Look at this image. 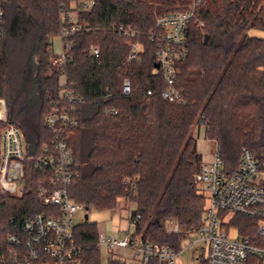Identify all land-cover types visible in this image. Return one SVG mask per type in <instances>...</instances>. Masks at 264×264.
I'll return each instance as SVG.
<instances>
[{
  "label": "trees",
  "instance_id": "16d2710c",
  "mask_svg": "<svg viewBox=\"0 0 264 264\" xmlns=\"http://www.w3.org/2000/svg\"><path fill=\"white\" fill-rule=\"evenodd\" d=\"M191 1L94 0L92 9L78 16L81 31L69 60L50 73L46 62L34 55H46L58 34L59 0H5L0 40V99L6 103L7 122L14 124L28 110L35 121L32 144L47 142L43 122L49 101L59 88L72 89L84 103L76 107L78 126L68 141L79 165L69 193L96 211L112 210L119 199L133 202V213L141 216L135 235L174 250L203 217L202 197L193 180L201 164L194 128L202 127L205 137L219 144L227 171L235 169L242 148L259 155L264 147V39L248 35L251 29L264 31V0ZM197 2L195 15L203 26L188 25V56L178 66L176 86L183 102L168 104L161 98L165 83L147 34L158 17ZM121 25L137 33L134 42L140 51L134 61L128 60L130 41L114 32ZM91 47L98 49L96 57ZM14 51L28 56L16 85L10 70ZM124 79L131 86L127 96L121 95ZM105 109L117 115H106ZM3 127L0 121V136ZM41 176L27 170L19 198L0 193V251L25 219L48 211L35 189ZM171 218L180 225L178 236L165 232L164 222ZM239 232L252 237L242 224ZM74 237L82 249V264L123 263L102 258L95 223L76 226Z\"/></svg>",
  "mask_w": 264,
  "mask_h": 264
},
{
  "label": "built area",
  "instance_id": "2783aa9c",
  "mask_svg": "<svg viewBox=\"0 0 264 264\" xmlns=\"http://www.w3.org/2000/svg\"><path fill=\"white\" fill-rule=\"evenodd\" d=\"M4 1L0 0V40L4 37ZM197 4L158 17L147 34L155 46L156 68L165 83L161 98L168 104L183 102L182 91L176 86L178 66L188 56L185 36L188 25L196 22L199 27L203 26L195 15ZM93 5L94 0H59L57 38L60 51L53 53V64L57 67L67 63L74 39L81 31L78 16L90 11ZM113 29L118 37L130 41L128 60H136L140 44L134 42L137 38L134 28L121 25ZM91 53L96 57L98 49L91 47ZM130 91V82L124 79L121 95L127 96ZM83 103L84 100L69 87L59 88L57 95L49 101L44 116L49 139L37 146L29 145L22 132L7 122L6 103L0 99V121L4 123L0 136V191L11 197L23 196L27 170L33 169L42 175L35 186L38 202L48 209L44 213L32 214L22 222L19 232L7 236V247L0 251V264H82V249L75 241L73 219L86 207L69 193L79 165L68 141L78 126L76 107ZM103 113L117 115L113 109H105ZM209 141L213 145V159L201 163L193 175L204 202L202 222L197 229L184 235L177 250L134 233L121 240L99 235L97 250L105 248L115 252L120 248L128 249L132 257L123 259L125 264H177V257L185 249L194 243H203L206 264H264V147L259 155L242 148L235 169L227 171L220 158L219 144L215 140ZM224 213L252 220L254 238L231 239L225 226L218 222L219 214ZM127 222L136 230L141 224V216L131 211ZM166 228L170 234L180 233L175 218L166 220ZM194 234L197 240L182 248V243Z\"/></svg>",
  "mask_w": 264,
  "mask_h": 264
},
{
  "label": "rangeland",
  "instance_id": "374dc122",
  "mask_svg": "<svg viewBox=\"0 0 264 264\" xmlns=\"http://www.w3.org/2000/svg\"><path fill=\"white\" fill-rule=\"evenodd\" d=\"M189 6L186 5L181 9L188 8ZM248 35L254 38H258V39H264V31L251 29L248 31ZM27 40L31 41V38L29 37ZM26 43H28V41H26ZM49 43H50V47L46 55L44 54L34 55L35 60L39 59V60H44V62H46L48 73L59 70V67L53 64V58H54V54L60 51V43H59V39L57 38V36L51 39ZM52 49H53V52H52ZM27 57L28 56H27L26 51H24L23 54H21L20 56L17 55L15 51L10 54V70H11V74H13L12 77H13L14 85L18 83V80L21 77L20 72L24 69L26 62H28ZM14 124L22 132L24 141L26 142L28 141V143H31V145H33L32 143H34V141L36 140L35 121L30 117V112L27 110L25 111L23 115L19 116L18 118H15ZM196 128L197 127H195L194 130ZM0 193L7 197H11L7 194H3L1 191ZM198 195L201 196L199 192H198ZM132 203L133 202L126 200V199H119L117 200L116 206L112 210L96 211L93 208H89L87 211L80 210L75 215L73 219V223L75 227L83 225L85 222L89 224L95 223L98 231L103 232L107 230L108 236H112L114 238H122L124 234L120 232L117 227H115V218L118 215V213H122L123 211H126V213L128 212L127 214H129L131 211H128V209L132 205ZM85 214L87 215L86 221L84 220ZM242 219L244 218L240 216H236L232 213H224V214H219L218 222L225 226V228L228 231V235L231 239H237V238L244 237V235H242L239 232V226H241V224L244 226V228L246 227V232L249 233L250 236H252V238H254L255 236L254 223L251 221L250 222L244 221ZM164 229H165L166 234L171 235V236H178V235H173L167 232L166 221L164 222ZM187 233L188 232H186V234ZM196 240H197V235L195 234L192 235L190 240H185L182 243V248L187 247L190 244V242H194ZM164 246H167V245H164ZM204 251L205 250H204L203 243H194V245L191 248L185 249L177 257V264H203V262L205 261ZM122 264H125V263L123 262Z\"/></svg>",
  "mask_w": 264,
  "mask_h": 264
},
{
  "label": "crops",
  "instance_id": "0c3cea01",
  "mask_svg": "<svg viewBox=\"0 0 264 264\" xmlns=\"http://www.w3.org/2000/svg\"><path fill=\"white\" fill-rule=\"evenodd\" d=\"M52 52H53V49H52ZM193 136L196 139V148H197L198 153L201 156V163L210 162L213 159V145L205 137V133H204L203 128L202 127L196 128L194 130ZM135 207H136L135 204L132 203V205L129 207L128 211H134ZM127 213H126V211H123L122 213H118V215L115 218V227H117L118 230L124 234L122 238H114L112 236H108L107 230L103 231V232L97 230V235L98 236L103 235L106 237H111V238H114L116 240H121L124 237H130V235H132L133 233L135 235L136 230L131 228L128 225V222H127L128 214ZM100 253H101V256L104 260L111 258V259L123 262V259L126 260V259H130L132 257L131 251L128 249H124V248L117 249L115 252H110L107 249L102 248V250H100Z\"/></svg>",
  "mask_w": 264,
  "mask_h": 264
},
{
  "label": "water",
  "instance_id": "95a60500",
  "mask_svg": "<svg viewBox=\"0 0 264 264\" xmlns=\"http://www.w3.org/2000/svg\"><path fill=\"white\" fill-rule=\"evenodd\" d=\"M206 39H207V36H205L204 37V42L206 41ZM88 210V208H86V211ZM84 220L86 221L87 220V215L85 214V216H84Z\"/></svg>",
  "mask_w": 264,
  "mask_h": 264
}]
</instances>
